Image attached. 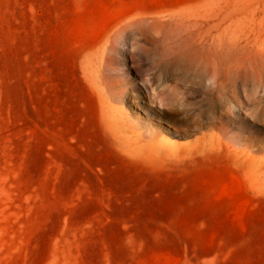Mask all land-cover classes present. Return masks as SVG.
I'll return each mask as SVG.
<instances>
[{
	"label": "rangeland",
	"instance_id": "obj_1",
	"mask_svg": "<svg viewBox=\"0 0 264 264\" xmlns=\"http://www.w3.org/2000/svg\"><path fill=\"white\" fill-rule=\"evenodd\" d=\"M179 11L264 25V0H0V264H264V72L215 87L137 25L95 71L116 140L83 78L117 26Z\"/></svg>",
	"mask_w": 264,
	"mask_h": 264
},
{
	"label": "bare ground",
	"instance_id": "obj_2",
	"mask_svg": "<svg viewBox=\"0 0 264 264\" xmlns=\"http://www.w3.org/2000/svg\"><path fill=\"white\" fill-rule=\"evenodd\" d=\"M231 20L227 12L179 11L163 18L142 17L129 20L106 36L100 48L81 62V68L85 82L100 102L105 126L115 140L120 132L117 129L126 123H133L121 108L109 110L110 102L125 103L124 89L102 90L95 71L102 67L108 69L113 54L122 51L126 45L125 38L133 27L147 22L169 26L175 31L178 41L187 47L189 58L209 72L212 84L220 87L233 75L243 73L260 78L264 72V25H251L237 31L233 29ZM135 80L136 77L130 86L132 93L136 89ZM137 100L135 97L130 99L134 104H138ZM250 152L246 151V154L252 161H256Z\"/></svg>",
	"mask_w": 264,
	"mask_h": 264
}]
</instances>
